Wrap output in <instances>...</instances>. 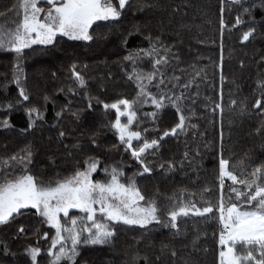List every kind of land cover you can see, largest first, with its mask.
Segmentation results:
<instances>
[{
	"label": "trees",
	"instance_id": "16d2710c",
	"mask_svg": "<svg viewBox=\"0 0 264 264\" xmlns=\"http://www.w3.org/2000/svg\"><path fill=\"white\" fill-rule=\"evenodd\" d=\"M140 2L131 1L129 5H132L126 7L114 23L93 24L89 30L92 36L89 42L58 37L56 46H49L47 51H43V47L36 48V51L25 50L23 68L30 96V102H25V106L38 107L44 119L36 121L35 126L29 129L24 107L13 111L8 117L12 127L0 128V162L13 155L19 157L22 150L30 146L32 163L28 167L31 174L39 182L47 184L57 177L71 175L77 162L83 166L87 157L94 156L100 160L96 173L102 175L105 168L110 171L112 166L121 168L124 172L121 181L127 184L130 178H134L146 197L141 204L156 200L162 219L167 218V211L172 206L169 197L173 196L183 195L187 198L185 203L194 202L198 207L207 206V201H210L214 208H218L221 198L218 178L221 153L232 165L242 160L247 163L250 159L252 164L248 172L264 163V131L257 132L264 125V110L253 108L255 100L260 98L258 82L264 80V28L257 27L254 37L242 42L243 32L249 25L233 27L237 9L228 0H224L223 4V30L220 27L221 0H151L155 7L145 11L138 10ZM16 3L17 0H0V12ZM11 15L8 13L6 17H0V21L10 19ZM161 25L164 41L174 45L173 51L179 55V60L170 62L167 69L169 76L175 72L181 77V84L193 78L195 83L186 91L176 89L177 94L181 91L185 93L183 104L188 117L185 131L166 138L159 154H148L146 161L150 162L152 172L139 175L142 171L140 165L130 151H125V146L111 127L116 119L115 110L105 112L103 103L136 97L135 83L127 77L133 69L123 57L129 50L147 48L148 42L144 37L150 31L153 35L159 34ZM137 28L139 33H136ZM129 32H133L131 37ZM126 37L127 45L123 43ZM6 56L0 52V85L8 79L7 94L0 90V101L11 98L14 101L18 97V89L10 83L13 63L11 60L5 65L2 62ZM73 65L87 84L86 88L77 89L75 95L68 92L69 87H76L72 77ZM141 67L150 70L151 65L145 62ZM197 71L200 73L198 77L195 75ZM152 91L157 89L152 88ZM45 96L49 97L47 102ZM69 101L71 111H65L63 118L57 120L55 113ZM89 102L93 105L92 109L88 108ZM216 104L222 105V111L215 107ZM135 107L137 119L132 130H139L149 138L161 135L179 121L175 109L171 107L159 112L155 121L147 115L156 111L150 103ZM73 112L80 113L79 120L72 116ZM3 116L0 114V119ZM121 122L126 123L127 118L122 117ZM144 129L148 132L144 133ZM61 131L66 133L63 140L59 138ZM93 136L98 145L96 147L90 139ZM76 143L81 145L79 151L72 148ZM133 143L136 144L135 141ZM186 152L187 160L184 159ZM167 161L176 163L174 171L161 170L160 164L165 163L166 167ZM181 161H184L182 167ZM233 170L237 174L240 172L238 167ZM205 187L212 191L204 194ZM232 187L240 186H234L226 179L223 188L226 204L230 196L235 199ZM34 212L25 210V215L17 217L15 222L0 225V241H7L11 250L18 253L16 259L21 264L26 259L24 248L29 244L38 245L42 249L39 264H49L47 248L55 231ZM73 215L80 216L81 213L70 212V218ZM20 224L25 225L27 234L14 239ZM178 227L177 234L163 225L153 224L147 230L118 225L114 229L116 235L112 246L82 247L77 257L78 264H130L136 255L147 257V264H217L218 211L207 217L190 213L178 219ZM46 232L48 239L44 238ZM165 245L168 247L164 248ZM172 250L177 253L175 258L171 256ZM12 259L11 256L0 255V264H11ZM138 264H145V260L140 259Z\"/></svg>",
	"mask_w": 264,
	"mask_h": 264
},
{
	"label": "snow or ice",
	"instance_id": "6c2138e0",
	"mask_svg": "<svg viewBox=\"0 0 264 264\" xmlns=\"http://www.w3.org/2000/svg\"><path fill=\"white\" fill-rule=\"evenodd\" d=\"M130 0H17L11 8L0 12V17H6L8 13H15L10 19L0 21V51L14 55L13 75L10 83L15 84L18 89V97L0 101V127L11 128L9 116L13 111L24 107L28 117V128L35 126L36 121L43 120L44 116L40 109L35 106L26 107L25 102H30L27 91V76L24 73L23 57L26 49L33 46H43L47 51L49 46L55 47L58 37H66L73 41H90L92 36L89 29L97 21H117L122 16L123 10ZM229 4L237 9L235 24L233 27L248 24L247 31L243 32L242 42L254 37L257 27L264 28V0H228ZM224 0H221V30L225 28L223 13ZM155 5L151 0H141L138 10L145 11L152 9ZM260 19L257 20V16ZM140 29H136L139 33ZM133 32H129L131 37ZM163 25L160 33L153 35L151 31L144 37L148 42L147 48L129 50L123 57L132 67V72L127 74L130 81L135 83L137 93L133 100L119 99L114 103H103L105 112L115 110L116 119L111 123L112 129L118 136L125 151H130L131 156L140 165L142 171L138 173L151 174L152 168L146 161L148 154H159L162 142L166 138L177 136L185 131L188 117L185 115L184 91L176 93L177 88L185 91L195 83V78L181 84V77L175 72L169 76L167 71L170 62L179 60L177 52L173 51L174 45L168 44L163 39ZM128 43V37L123 41ZM264 59V58H262ZM145 62L150 63V70L141 67ZM197 77L200 73L197 71ZM55 76V73H53ZM72 77L76 87H69L70 94H77V89L87 87L86 80L76 66H72ZM223 80V76H221ZM175 81V83H173ZM171 84V87H169ZM152 88L157 91L153 92ZM260 98L255 100L254 109L264 110V80L258 82ZM0 90L5 94L8 91V83L0 85ZM63 91V89H61ZM49 97L45 96L47 102ZM91 101V97H89ZM151 104L156 109L149 113L153 120L159 112L171 107L175 109L179 117L174 127L163 131L159 136L149 138L139 130H132L137 119L136 105ZM71 101L60 111L55 113L57 120L63 118L65 111H71ZM235 105L236 101L233 100ZM122 106V107H121ZM216 108L222 111V105L216 104ZM89 109L93 108L91 102ZM72 116L79 120L80 113L73 112ZM126 117L127 122L122 123L121 118ZM138 127V125H137ZM26 131V129H22ZM264 131V125L257 132ZM148 129H144L147 133ZM66 136L64 131L59 133L63 140ZM92 145L98 146L96 140L90 137ZM223 133L221 132V149ZM136 142L134 144L133 142ZM142 141V143H141ZM65 147H68L65 145ZM72 148L79 151L81 145L73 144ZM69 155H72L69 152ZM184 159H188L185 153ZM32 163V150L28 146L22 150L17 157L11 156L0 162V225H8L16 221L17 217L24 216L25 210H35L34 214L42 219V222L54 229L51 236L50 246L47 248V255L50 258L49 264H78L77 257L82 247H107L112 246L118 225L138 226L147 230L150 225H163L179 233L178 219L187 217L190 213L197 217H207L215 211L219 212V252L217 264H264V163L247 169L252 161L249 159L232 165L221 153L219 159V184L221 187V198L218 208H214L210 201L207 206L198 207L194 202L185 203L187 199L183 195L169 197L171 208L167 211V218L162 219L160 208L156 200H148L137 187L134 178L128 183L121 182L124 172L117 166H112L110 171L104 169L106 179L97 181L93 179V173L98 171L100 160L89 156L83 161V166L77 162L74 172L66 177H57L47 184L38 181L37 177L31 174L28 165ZM184 161L180 162L181 167ZM160 164L161 170L171 172L176 169V163L167 161ZM240 169L237 174L233 169ZM136 174H134L135 176ZM231 181V193L235 195V201L229 197L226 204L223 197L225 180ZM186 191V190H182ZM212 190L205 187L203 193H210ZM76 209L81 215L71 216L70 210ZM99 213V217L98 214ZM63 214L64 222H62ZM70 218V223H69ZM26 227L20 224L17 228L14 239L26 236ZM39 235V230H37ZM49 234L44 233L48 239ZM168 246L165 245L164 248ZM242 250V251H241ZM42 249L37 245H27L23 255L26 259L23 264H39L38 257ZM0 255L11 256V264H21L16 259L18 253L13 252L7 241H0ZM175 250L171 256L175 258ZM140 259L147 257L133 256L130 264H138ZM160 257H157L159 260Z\"/></svg>",
	"mask_w": 264,
	"mask_h": 264
},
{
	"label": "rangeland",
	"instance_id": "374dc122",
	"mask_svg": "<svg viewBox=\"0 0 264 264\" xmlns=\"http://www.w3.org/2000/svg\"><path fill=\"white\" fill-rule=\"evenodd\" d=\"M131 1H133V0H130V2ZM129 2V3H130ZM132 5V3L129 5H127L126 7L127 8H129V6H131ZM126 8V9H127ZM15 16V13H12V15H11V17L10 18H12V17H14ZM99 22H107V23H114L115 21H97V22H95V23H99ZM94 23V24H95ZM90 30V29H89ZM64 38H66V37H64ZM67 39V38H66ZM71 41H73V40H71ZM75 42H89V41H75ZM43 46H33V48L34 49H36V48H42ZM26 50H28V49H26ZM0 52H3V51H0ZM5 54H7V56L6 57H4L3 59H2V62H3V64L5 65V64H8V61H10L11 60V62L14 64V62H15V58H14V55H12V54H9V53H6V52H4ZM9 58V59H8ZM10 64V63H9ZM11 70H12V72H13V67L11 68ZM1 72H4V70H2ZM5 76H7L8 77V74H5ZM5 83H8V79L6 80V81H4ZM12 99V98H11ZM8 100V99H7ZM0 128H3V127H0ZM4 129H6V128H4ZM93 179L94 180H97V181H104L105 179H106V176H105V172H103L102 173V175H100L99 173H93ZM122 182V181H121ZM229 200V199H228ZM224 201H226L227 202V200H225V198H224ZM233 201H235V199L233 200ZM29 210H31V209H29ZM35 211V210H34ZM75 211H78V210H76V209H72V210H70V212H75ZM98 215V217H99V213L97 214ZM40 218V217H39ZM61 219H62V222H63V220L65 219L64 217H63V214H61ZM48 226V225H47ZM49 227V226H48ZM54 230V229H53ZM55 231V230H54Z\"/></svg>",
	"mask_w": 264,
	"mask_h": 264
}]
</instances>
